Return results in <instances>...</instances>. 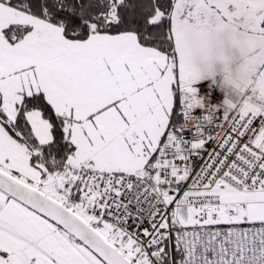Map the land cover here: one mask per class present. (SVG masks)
<instances>
[{"label":"snow or ice","instance_id":"snow-or-ice-1","mask_svg":"<svg viewBox=\"0 0 264 264\" xmlns=\"http://www.w3.org/2000/svg\"><path fill=\"white\" fill-rule=\"evenodd\" d=\"M0 264H264V0H0Z\"/></svg>","mask_w":264,"mask_h":264}]
</instances>
